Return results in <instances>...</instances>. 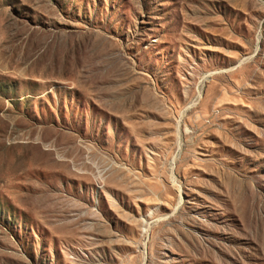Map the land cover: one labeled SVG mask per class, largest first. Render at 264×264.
<instances>
[{
	"label": "rangeland",
	"instance_id": "374dc122",
	"mask_svg": "<svg viewBox=\"0 0 264 264\" xmlns=\"http://www.w3.org/2000/svg\"><path fill=\"white\" fill-rule=\"evenodd\" d=\"M0 264H264V0H0Z\"/></svg>",
	"mask_w": 264,
	"mask_h": 264
}]
</instances>
